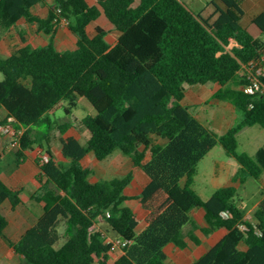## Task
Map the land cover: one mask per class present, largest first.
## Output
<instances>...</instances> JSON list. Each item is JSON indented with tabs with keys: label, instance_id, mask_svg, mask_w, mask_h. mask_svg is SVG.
<instances>
[{
	"label": "trees",
	"instance_id": "trees-1",
	"mask_svg": "<svg viewBox=\"0 0 264 264\" xmlns=\"http://www.w3.org/2000/svg\"><path fill=\"white\" fill-rule=\"evenodd\" d=\"M220 1L226 9H219L210 23L180 0H99L106 18L121 32L111 47L105 30L89 35L87 27L101 11L86 0H54L46 18L31 12L43 0H0V29L26 19L50 35L45 46L28 45L8 58L0 54V106L7 121L25 129L15 162L21 165L37 144L48 157L37 159L42 186L32 195L44 204V212L18 241L7 236L8 219L1 207L7 201L13 208L20 205L21 190L0 178V237L26 264H166L165 247H186L184 228L193 224L191 212L198 208L210 225L203 229L206 234L220 228L229 233L194 264H264V199L254 214L256 225L246 220L235 199L238 185L248 178L259 181L264 174V148L252 156L239 151L238 142L243 129L264 128V95L247 93L249 81L242 74L244 66L264 57V41L241 24L242 0ZM61 19L77 39L75 50L55 47ZM254 23L264 33V13ZM232 41L237 46L227 50ZM208 83L219 86L214 98L242 114L222 135L183 103L186 85ZM81 98L95 111L82 119L85 144L66 137ZM62 103L66 120L57 125L50 114ZM44 123L46 131L35 133ZM55 127L64 163L56 158ZM218 144L240 169L231 185L205 200L195 189L196 167ZM116 151L149 177L140 195L125 194L132 172L91 181L95 167L84 165V159L92 154L104 161ZM132 201L148 212L141 232ZM118 239L129 243L112 262V241ZM243 242L247 251L239 250Z\"/></svg>",
	"mask_w": 264,
	"mask_h": 264
},
{
	"label": "crops",
	"instance_id": "crops-1",
	"mask_svg": "<svg viewBox=\"0 0 264 264\" xmlns=\"http://www.w3.org/2000/svg\"><path fill=\"white\" fill-rule=\"evenodd\" d=\"M86 1L90 7H98L101 11V15L99 16V18L96 21L90 23L87 27V31L89 35L93 37L97 35L98 29H103L107 33L106 41L109 43L111 47H114L120 39L121 32L118 31L115 28V26L106 18L105 14L103 13L99 5V0H86ZM180 1L183 2L195 15H201L204 19H207L210 23H213L217 19L218 17L217 11L219 9H226L224 3L218 0V2L214 3V8H211L210 4H208L204 9L200 10L199 13H195L193 9H191V7H189L187 3L184 2V0H180ZM53 2L54 0H43V3H40L35 7H33L31 12L33 13V15L39 16L41 18H46L49 13V5L53 4ZM241 8L243 9L244 12L241 19V24L243 25V27H245L254 37L264 41V33L254 23V19L260 14L264 13V0H242ZM251 28L254 29L253 33L252 31H250ZM49 39H50V35L46 34L43 31H39L37 25L29 23L26 19H20L13 27L7 30L0 29V54L3 57L8 58L12 56L17 50L28 45L32 47L45 46L48 44ZM38 41H41V43ZM54 44L59 51L75 50L77 47V39L74 36V34L70 31L68 27V22L64 21L63 19L60 20V23L57 26L56 32L54 34ZM0 79H2L1 74H0ZM190 86L196 87L198 85H190ZM218 89L219 86L216 89V91L213 92L212 95L213 101L210 102L212 106V110H205L207 113H209L210 118L203 120L202 118L199 117L198 114H195L194 111L188 105L191 112L199 120H201L207 127L214 130L217 134L219 131L223 132L225 128L226 131L224 133H226L232 127L230 126V124L231 122H233V120H235L238 113L237 108H235L232 104L228 102H222L214 98V95L218 91ZM187 92L188 91L186 87V96L183 103L187 99ZM191 93H193L194 95H198L201 93V90L199 88L197 89L193 88ZM207 103H205V105ZM59 106H57V108ZM194 106H198V105H194ZM199 106H204V105H199ZM57 108H55L54 110H56ZM54 110L51 113H54ZM6 119H7V112L4 108L0 106V122ZM8 120L13 121V119L10 118H8ZM23 129L24 128H22V130ZM222 134H218V135H222ZM241 137H242V143H240ZM238 142H239V151L249 153L248 150H251L249 154L254 156L261 148H264V128L260 126H254V127H249V130H242L238 135ZM1 144H2V140H0V146ZM240 146L242 150H240ZM59 151L61 152V146L59 147ZM14 153L15 151L12 154L13 156ZM0 155H1V159L4 161L5 153L3 154L2 151H0ZM112 156L113 155H111L106 160L111 159ZM56 158H57V154H56ZM87 158L89 159L88 162H86ZM120 159H123L124 162L120 161L118 162L117 165H119L120 168L123 167L124 164L126 165L125 167L127 169V173L125 175H127L129 172L133 173V180L131 184L125 189V194L128 196L140 195L143 189L150 182L149 177L140 168L134 167L133 162L129 157L124 155ZM95 160H96L95 157L92 154H89L84 159L83 164L88 165L92 163L96 171L97 164ZM34 162L36 166L33 164V160L31 159V161L29 162L27 161L25 164L22 163L21 165L16 166L13 169L12 168H5V170L0 169V178L7 185L13 189L21 190L22 203L20 205L13 208L12 204L9 201H7L1 207L3 213H4L3 211L4 207H7L9 210L8 213H4V215L8 219V227L6 229V234L13 241H18L22 237V235L37 222L38 218L42 216L44 212V204L35 202L32 199V195L42 186V184L37 180V177L39 176L40 173L39 167L37 165V160L35 159ZM1 164L2 161L0 165ZM234 169L235 168H233L231 165L225 167L223 165L220 166L217 164L213 175V183L219 186L218 188L222 186L231 185L233 183V178L236 176L233 175L232 172V170ZM263 176L264 174L262 175L260 180H262ZM263 199L264 197L261 199V201ZM261 201H259L248 212H246L242 208L245 211L246 220L252 223L253 225L257 224V220L254 217V214ZM130 205L141 222L137 230L138 232H141L146 228V223L144 220L148 212L145 209H143V207L138 201H132ZM191 218L193 224H189L184 228V237L187 243L186 247L179 248L174 244H169L165 247V252L167 254V261H169L170 264H194L199 259H201L205 254H207L210 250L216 247L229 233L228 229L220 228L209 234H206L203 231V229L209 228L210 225L206 220L205 211L201 208L194 209L191 212ZM194 225H196V227H194ZM239 250L247 251L248 246L243 242L239 245ZM120 254L121 253L111 254V256L113 257L114 255H116L118 257ZM0 264H26L23 261V259L15 252V250L8 244V242L2 237H0Z\"/></svg>",
	"mask_w": 264,
	"mask_h": 264
},
{
	"label": "rangeland",
	"instance_id": "rangeland-1",
	"mask_svg": "<svg viewBox=\"0 0 264 264\" xmlns=\"http://www.w3.org/2000/svg\"><path fill=\"white\" fill-rule=\"evenodd\" d=\"M185 3L195 13H199L200 10L204 9L208 4H210L211 8H214V3L218 2V0H184ZM196 5V6H194ZM250 31H254V29H250ZM33 32V31H32ZM41 43V41H38ZM236 42L232 41V43L227 47V50H231L233 47L236 46ZM187 99L185 100V105H189V107L194 111L195 114H198L200 118L203 120H206L207 118H210L209 113H207L205 110H212V106L210 102H212V95L213 92L216 91L218 88V85L215 83H208L206 85H198L196 87L187 85ZM193 88L197 89L199 88L201 90V93L198 95H194L191 93ZM209 102V103H207ZM205 103H207L205 105ZM191 105V106H190ZM193 105V106H192ZM198 105V106H194ZM204 105V106H199ZM64 104L60 105L56 110H54V113L50 114V117L55 120V122L58 124L63 123L66 120L65 110H64ZM204 107V109H203ZM93 107L90 105V103L85 99L81 98L79 107L74 110L73 115L69 119L72 127L69 130V132L66 134V136L72 135L78 137L82 143H86L88 138V133L83 128L82 119L90 114L94 113ZM54 114V115H53ZM242 119V114L240 111L237 113V117L233 122H231L230 126L236 125L238 122H240ZM4 124H9L12 126L13 133L11 134H4L0 132V140H2V144L0 146V151L2 153H5L4 161L2 160V164L0 165L1 170H5V168H14L17 166L15 162V156H13V152L18 148L19 146V140L25 129L22 130V128L17 129V127L13 124L12 121L4 120L2 121ZM243 129V130H249ZM47 129V123H44L40 127L34 128V132L37 131H46ZM226 131V128L223 132H218V134H222ZM52 133V139H53V146L57 154V160L61 163L65 162V159L63 158L61 152L59 151V147L61 146L60 142V134L59 131L56 129L53 130ZM240 143H242V137L240 138ZM45 144V142H44ZM241 145V144H240ZM240 150H242L240 146ZM12 151V152H11ZM249 153L251 150H248ZM11 152V153H10ZM44 155H46V152L40 144H37L34 146V149L28 152L27 159L23 163L25 164L27 161L33 160V164L36 166L34 160L38 158H43ZM123 155L121 151H116L111 159L105 160V161H97L96 162V171L95 174L92 175V181H100V180H108L113 177H122L120 175H125L127 173L126 165L124 164L123 167H119L118 162H124L123 159H120ZM89 159H86V162H88ZM225 166L231 165L234 170H232L233 175H236L240 169L239 164L237 161L230 157L224 148L218 144L211 152H209L203 160L197 165L196 167V177H195V189L197 192L204 198L208 199L210 198L214 192L218 189L219 186H217L215 183H213V175L215 172L216 165ZM224 185V184H221ZM264 197V176L262 180L258 181L253 178H248L245 184L238 186V193L236 196L237 203L246 211L248 212L250 209H252L261 199ZM4 213H8V208H3ZM64 229V226L61 227V230ZM117 256L114 255L112 257V262ZM166 264H170L169 261L166 262Z\"/></svg>",
	"mask_w": 264,
	"mask_h": 264
},
{
	"label": "built area",
	"instance_id": "built-area-1",
	"mask_svg": "<svg viewBox=\"0 0 264 264\" xmlns=\"http://www.w3.org/2000/svg\"><path fill=\"white\" fill-rule=\"evenodd\" d=\"M63 20L67 21L66 19ZM242 74L249 81L248 85L245 87L247 93L252 95H264V57L259 61H252L248 65L244 66ZM0 132L4 134H11L13 133L12 126H10L9 124L0 125ZM42 159L44 161H47L48 157L44 155ZM223 216L227 218L228 214L223 213ZM241 228L246 229L245 226H242ZM128 243L129 241L123 239L112 241L111 254L121 253L122 248L127 246Z\"/></svg>",
	"mask_w": 264,
	"mask_h": 264
}]
</instances>
